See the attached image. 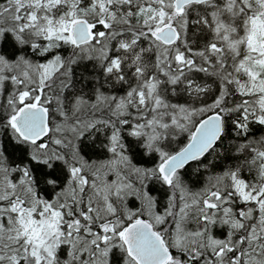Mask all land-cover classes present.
<instances>
[{
	"label": "snow or ice",
	"instance_id": "snow-or-ice-1",
	"mask_svg": "<svg viewBox=\"0 0 264 264\" xmlns=\"http://www.w3.org/2000/svg\"><path fill=\"white\" fill-rule=\"evenodd\" d=\"M0 264H264V0H0Z\"/></svg>",
	"mask_w": 264,
	"mask_h": 264
}]
</instances>
